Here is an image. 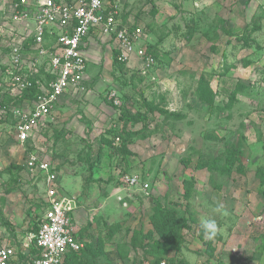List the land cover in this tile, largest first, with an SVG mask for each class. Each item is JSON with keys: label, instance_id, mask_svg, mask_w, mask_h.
Segmentation results:
<instances>
[{"label": "rangeland", "instance_id": "rangeland-1", "mask_svg": "<svg viewBox=\"0 0 264 264\" xmlns=\"http://www.w3.org/2000/svg\"><path fill=\"white\" fill-rule=\"evenodd\" d=\"M109 2L120 23L142 28L139 43L154 51L155 63L132 57L121 65L115 41L94 37L85 48V82L60 101L54 123L22 145L12 112H0V245L29 261L35 253L25 244L44 214L47 185L28 169L31 154L50 164L59 195L74 201L71 224L86 249L70 264H264L257 175L264 168V0ZM11 15L12 0H0V70L23 31ZM136 115L142 121L130 120ZM233 147L242 152L243 173L195 170L200 159L225 157ZM131 175L150 184V195L122 187ZM217 201L226 206L220 213ZM157 206L188 222L178 243L165 241L152 221ZM232 206L249 215L245 225L237 220L235 234L209 240L201 221L233 224ZM206 243L216 250L212 260Z\"/></svg>", "mask_w": 264, "mask_h": 264}, {"label": "built area", "instance_id": "built-area-1", "mask_svg": "<svg viewBox=\"0 0 264 264\" xmlns=\"http://www.w3.org/2000/svg\"><path fill=\"white\" fill-rule=\"evenodd\" d=\"M119 19L118 9L111 7L109 0H12L9 21L30 29L28 23L34 21L30 34L12 43L0 70V92L13 100L12 104L26 92L33 97L25 110H2L12 112L15 133L22 145L36 130L54 123L53 112L60 101L85 82L89 69L85 48L92 34L115 41L120 63L126 64L132 57L147 66L155 63L139 43L142 28L130 30ZM4 27L0 26V41L6 35ZM28 169L42 176L47 185L39 231L30 235V245L25 246L30 249L35 240L37 253L30 259L31 264H64L69 254H80L84 249L71 224L74 201L59 195L57 176L49 163L30 154ZM123 184V188L150 195V184L140 175L127 176ZM18 260L13 247L0 245V264H21ZM158 264L169 263L161 260Z\"/></svg>", "mask_w": 264, "mask_h": 264}, {"label": "trees", "instance_id": "trees-1", "mask_svg": "<svg viewBox=\"0 0 264 264\" xmlns=\"http://www.w3.org/2000/svg\"><path fill=\"white\" fill-rule=\"evenodd\" d=\"M136 27L137 26L130 27V28L128 27V28L130 30H134V29H136ZM147 52H148V50H147ZM149 54L155 58L154 51H150ZM117 56H118V52H116L114 54L115 61L122 65L123 63L118 62ZM31 97H32V94H30L29 92L28 93L26 92L20 100L16 99L14 103L22 102V101L24 102V100L28 101V100L32 99ZM12 101L13 100H11L8 96L2 95L0 92V112H2V110L5 107L7 108V110H11L10 108L14 104V103L12 104ZM126 120H128V119H126ZM130 120L135 121V122H139V121H142V117L136 115L134 117H131ZM241 158H242L241 150H239L237 147H233L229 151L227 156H225V157L220 156V157L212 159V160L200 159L194 168L196 171H204L205 170V171H208L209 173L213 174V173L219 172L221 170L220 168L223 167L224 171H226L227 173L230 174L234 171V168L236 167V171L238 173H243L245 168L241 162ZM182 165L185 168H189L191 165V161L184 159V160H182ZM257 175H258L259 182H261L260 185L262 187H264V168H259ZM184 184H185L184 186H185V191H186L185 198L189 199L191 197V193H192L191 192V188H192L191 184L192 183L185 181ZM157 207L158 208H157L156 214L153 216L152 221L159 226L161 233H162V237L164 238L165 241H168L171 243H178L180 236H181V232L183 231V229H185L188 222L185 219L178 218L169 209H166L162 206H157ZM42 216L39 217V220L36 224L37 226H36V228H34L32 230L30 235H37V233L39 231V226H40L39 224L41 223V220H42ZM77 237L80 239V237L78 235H77ZM206 244H207L206 245V248H207L206 255L208 256L209 259L212 260L215 257L216 250L212 246V243H206ZM32 248L35 251V253L32 255V257H33L37 253L36 247H35V240H33L30 250H32ZM85 249H86V245H84V249L81 251L80 254H75V253L69 254V256L66 257L64 264H70L71 262H73L75 259H77L79 256H81L85 252ZM161 260H164V259H159V260L153 261L150 264H158ZM20 263L21 264H31L32 262H31V260L29 261V258L21 257Z\"/></svg>", "mask_w": 264, "mask_h": 264}, {"label": "crops", "instance_id": "crops-1", "mask_svg": "<svg viewBox=\"0 0 264 264\" xmlns=\"http://www.w3.org/2000/svg\"><path fill=\"white\" fill-rule=\"evenodd\" d=\"M29 25H30V27H31V29H33L34 28V21L33 20H30L29 21V23H28ZM21 25V24H20ZM21 28H22V30L23 31H20L19 33H20V35L21 36H24L25 35V37L26 36H28L29 34H30V31H31V29L30 28H27V26L25 25V24H23L22 26H21ZM94 37H97L95 34H92V36L88 39V41H87V45H88V43L91 41L92 42V40H93V38ZM90 44V43H89ZM85 54H86V51H85ZM122 201H125V200H123L122 199ZM225 201V199H223V202ZM228 202H232L233 204H236L238 201L237 200H233V198H228ZM233 208L232 209H234L235 208V210L234 211H232V209H231V211H230V218L229 219H232L233 218V220H235V222L232 224H223L220 228H219V232H220V235H224V234H226V233H228V234H231V232L233 233V234H235L237 231H234V229H239L238 227L240 226V225H242V226H244L245 225V222H244V219H245V217H244V215H246V216H248L249 217V215L246 213V214H242L241 212H237V210H236V206H232ZM229 213V212H228ZM247 218V217H246ZM240 221L239 222V226L236 228V227H234L235 226V224H236V221ZM220 226V225H219ZM27 244H25V246H26ZM31 248V247H30ZM28 248H26L25 249V251H26V253L28 252V250H27ZM25 253V254H26ZM32 257V256H31ZM18 259L20 260V258H19V256H18ZM18 260V261H19ZM150 263H152V262H149V263H147V264H150Z\"/></svg>", "mask_w": 264, "mask_h": 264}, {"label": "clouds", "instance_id": "clouds-1", "mask_svg": "<svg viewBox=\"0 0 264 264\" xmlns=\"http://www.w3.org/2000/svg\"><path fill=\"white\" fill-rule=\"evenodd\" d=\"M225 207L226 206L222 201H217L214 205V212L220 213L225 209ZM200 226L204 235L209 240L214 239L219 232V225L217 223V220L212 216L203 219Z\"/></svg>", "mask_w": 264, "mask_h": 264}]
</instances>
